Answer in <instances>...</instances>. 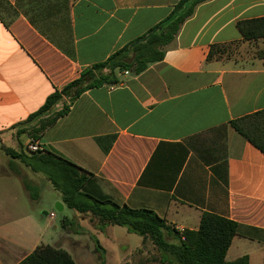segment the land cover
Returning a JSON list of instances; mask_svg holds the SVG:
<instances>
[{"label": "crops", "instance_id": "0c3cea01", "mask_svg": "<svg viewBox=\"0 0 264 264\" xmlns=\"http://www.w3.org/2000/svg\"><path fill=\"white\" fill-rule=\"evenodd\" d=\"M179 1L0 0L1 143L7 137L26 145L28 136L16 138L14 127L56 89L146 35ZM263 17L264 0L198 5L163 60L138 75L115 70L117 82L58 104L70 110L34 140L40 152L91 173L82 192L155 212L170 227L171 242L176 232L197 231L204 213L232 220L239 227L226 261L246 256L249 264H264V154L232 126L264 110V59L257 54L264 39L246 41L237 28ZM213 45L236 53L210 60ZM5 166L0 264H19L41 245L66 250L76 264L159 263L150 240L123 226H99L90 213L67 208L62 194L60 229L54 212L36 209L41 195L28 190L43 177H30L23 192L13 193Z\"/></svg>", "mask_w": 264, "mask_h": 264}, {"label": "trees", "instance_id": "16d2710c", "mask_svg": "<svg viewBox=\"0 0 264 264\" xmlns=\"http://www.w3.org/2000/svg\"><path fill=\"white\" fill-rule=\"evenodd\" d=\"M207 1L209 0H180L172 13L146 35L117 51L108 60L84 70L78 79L56 89L38 111L14 127L19 128L18 134L28 130L20 129L21 126L30 125L35 129L33 135L31 134L32 139L38 140L48 127L69 112L70 107L66 102L62 109L57 110L58 104L64 99L73 103L90 88L117 82L114 78L115 70L138 75L150 64L163 60L166 48L174 40L181 26L194 14L198 5ZM237 28L246 41L264 39V17L240 21ZM228 50V46L213 45L208 58L211 60L215 55L221 58ZM128 55H132V58L129 59ZM258 57L264 59V50L258 53ZM105 70L109 71L107 75L103 74ZM232 126L264 154V110L236 119ZM2 151L12 159L19 160L32 172L47 177L54 188L61 192L67 208L79 213H90L97 219L99 226H123L130 232L142 236L144 240H150L161 253L159 264H249L246 256L233 262L226 261L228 249L239 227L232 220L204 213L197 231L176 232L177 235L174 236L176 243H172L168 239L170 227L166 220L155 212L132 209L127 205H120L108 199H96L82 192L83 186L92 175L75 164L47 151L33 153L31 156L5 147ZM19 264H76V262L60 247L41 245Z\"/></svg>", "mask_w": 264, "mask_h": 264}, {"label": "rangeland", "instance_id": "374dc122", "mask_svg": "<svg viewBox=\"0 0 264 264\" xmlns=\"http://www.w3.org/2000/svg\"><path fill=\"white\" fill-rule=\"evenodd\" d=\"M259 52H257V54ZM235 53H236V50L233 47H231V48H229L228 53H227L226 56H229L231 54L233 55ZM238 53L239 52H237V54ZM255 53H256L255 50H253V54H255ZM24 128H28V130L26 132H24L28 136L27 142L30 141V140L31 141L34 140V139H32V135L35 132L34 131L35 129L31 128L30 125H27L26 127L25 126H21L20 127V129H24ZM16 135H18V136H16V138H19L20 134L17 133ZM5 139H6L5 144L0 143L1 144L0 148L1 149L3 147H5V148L13 149V150H15L17 152H21L22 151L25 155L31 156V154L27 153L26 150H25L26 145H20V144L17 145V144H15L16 143L15 142V143H12V145H14V147L11 148L12 145L9 144V142H7V140H8L7 137H5ZM7 159L12 162V165L11 166L9 165V168H7L8 167V164H7L8 160ZM14 163H21V162L19 160H17V159H12L4 151H2V150L0 151V165L5 166L7 164V166H5L6 169L7 170H11V172H10L11 173V180H10V185H9L11 191L13 193H21V192L24 191V189H23L24 181L27 184V182H28L30 177H35V176L43 177L42 179H44V180H42V182H40L38 185H36V187L32 186L30 189L28 188V190H30L32 193H36L38 195L39 194L41 195V200L39 201L38 205H36V209L39 210L40 208H44V210L47 211V212H54V214L57 215V219L55 221V225H57L60 229H63L62 228V224H61L62 216H61V213L59 212V210L56 207V200L60 196L61 192L56 190L54 188V186L52 185V183L44 175L38 174V173H37L38 175L34 174V172H32L29 168L28 169L30 170V172L28 170H26L27 172H25L24 170H22V168L25 169V167H26L23 163H21V167L22 168H20V166L15 165ZM17 172L20 174L21 178L18 177V175H17L18 173ZM67 213L68 214H66V215L71 216L70 210H67ZM169 241L171 242L170 239H169ZM175 241L172 242V243H176ZM49 244H51V243H49ZM170 259H172V258H170Z\"/></svg>", "mask_w": 264, "mask_h": 264}, {"label": "built area", "instance_id": "2783aa9c", "mask_svg": "<svg viewBox=\"0 0 264 264\" xmlns=\"http://www.w3.org/2000/svg\"><path fill=\"white\" fill-rule=\"evenodd\" d=\"M126 74H129V72H125ZM26 152L29 154H33V153H38L41 151L40 146L34 141V140H30L27 144H26V148H25Z\"/></svg>", "mask_w": 264, "mask_h": 264}]
</instances>
